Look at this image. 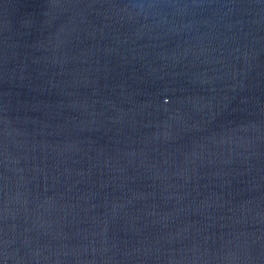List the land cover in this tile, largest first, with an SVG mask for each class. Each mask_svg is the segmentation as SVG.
<instances>
[{
  "label": "water",
  "instance_id": "1",
  "mask_svg": "<svg viewBox=\"0 0 264 264\" xmlns=\"http://www.w3.org/2000/svg\"><path fill=\"white\" fill-rule=\"evenodd\" d=\"M0 264H264V0H0Z\"/></svg>",
  "mask_w": 264,
  "mask_h": 264
}]
</instances>
